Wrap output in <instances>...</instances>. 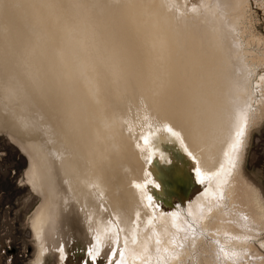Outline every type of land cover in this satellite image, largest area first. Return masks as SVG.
Segmentation results:
<instances>
[{
    "label": "bare ground",
    "instance_id": "6f19581e",
    "mask_svg": "<svg viewBox=\"0 0 264 264\" xmlns=\"http://www.w3.org/2000/svg\"><path fill=\"white\" fill-rule=\"evenodd\" d=\"M192 2L143 0L131 16L126 0H0V133L40 197L34 264L48 237L89 233L93 253L112 238L121 249L110 264H264V196L245 170L264 122V34L250 0L196 14ZM108 58L124 112L100 121L93 77ZM209 104L211 129L192 137L185 117ZM147 181L159 187H134Z\"/></svg>",
    "mask_w": 264,
    "mask_h": 264
},
{
    "label": "rangeland",
    "instance_id": "374dc122",
    "mask_svg": "<svg viewBox=\"0 0 264 264\" xmlns=\"http://www.w3.org/2000/svg\"><path fill=\"white\" fill-rule=\"evenodd\" d=\"M192 1L193 5L189 4L188 7L196 14L202 0ZM250 1L252 2L251 14H253L255 21L254 28L264 34V10L256 0ZM64 44L66 43L61 41V46ZM107 60L110 67L101 64L102 67L105 66L109 69L104 75L102 69L100 73L99 69L97 71L96 67L92 65L93 72L95 70L98 73L97 75L94 72L93 79L96 80L94 83L96 88L100 90V101L98 102L102 108L99 115L100 121L109 110H114L116 113L124 112L121 95H123L125 84L117 72L120 71V68L115 67L112 58ZM101 84H107V86L102 85L101 87ZM93 87L94 85L90 88ZM126 99L128 102V97ZM252 132L245 170L251 181L260 187L264 196V122ZM27 164V155L21 147L11 140L7 133H0V264H34L37 258L39 242L30 226V218L40 201V197L33 192L26 182ZM161 220L160 217L158 221ZM76 222L72 223V226L80 230L81 224ZM182 229L180 228V231ZM90 230H93L91 226ZM183 233L186 231L184 230ZM90 234L84 239L71 238L69 235L62 239L56 235H52L51 239L48 237L46 239L47 251L42 254L43 257L37 264H92L88 250L93 246L94 239L90 238ZM104 241L105 238L101 243ZM116 248L117 244L113 242L112 238L108 239L107 243L101 244L94 253L93 250V255L99 253L95 264H110V262L121 261V249L116 250ZM159 249V252L154 253L156 256L161 255L162 250ZM262 253L264 259V252ZM251 264L254 263L251 261Z\"/></svg>",
    "mask_w": 264,
    "mask_h": 264
},
{
    "label": "clouds",
    "instance_id": "9594fccd",
    "mask_svg": "<svg viewBox=\"0 0 264 264\" xmlns=\"http://www.w3.org/2000/svg\"><path fill=\"white\" fill-rule=\"evenodd\" d=\"M127 12L131 16H138L140 14L143 0H126ZM69 118H73V114L69 113ZM189 121L188 131L192 137H197L205 131H209L214 119V113L209 104L203 112L196 118L185 117Z\"/></svg>",
    "mask_w": 264,
    "mask_h": 264
},
{
    "label": "snow or ice",
    "instance_id": "6c2138e0",
    "mask_svg": "<svg viewBox=\"0 0 264 264\" xmlns=\"http://www.w3.org/2000/svg\"><path fill=\"white\" fill-rule=\"evenodd\" d=\"M179 118L183 119L184 117L183 116H180ZM166 127V130L171 134L173 135L174 137H176L177 139H181V136H180V133L175 131L172 127L168 126V125H165ZM244 133H243V129L237 133V136H242ZM144 143L147 144L148 143V140L147 138L144 139ZM235 147V146H234ZM189 155L191 156L192 154L189 152ZM198 172V170H197ZM134 187L137 189V190H142L143 188H147V187H159V185H154L152 181H147L146 183L144 184H140V183H136L134 184ZM151 196L148 197L149 200H151ZM88 253H89V259L92 261V264H95V261L99 255V253L97 252L95 255H93L92 253V249L90 248L88 250Z\"/></svg>",
    "mask_w": 264,
    "mask_h": 264
}]
</instances>
